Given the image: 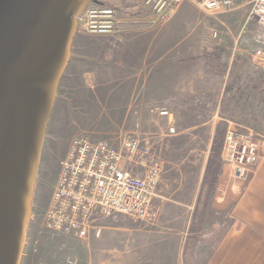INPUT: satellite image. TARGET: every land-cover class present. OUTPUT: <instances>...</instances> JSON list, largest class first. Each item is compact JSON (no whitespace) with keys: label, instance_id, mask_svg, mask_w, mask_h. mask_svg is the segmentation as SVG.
<instances>
[{"label":"rangeland","instance_id":"obj_1","mask_svg":"<svg viewBox=\"0 0 264 264\" xmlns=\"http://www.w3.org/2000/svg\"><path fill=\"white\" fill-rule=\"evenodd\" d=\"M99 1L117 9V30L73 38L44 135L19 264H130L135 251L126 248L125 238L151 227L122 215L106 218L99 224L112 239L100 244L93 236L79 240L42 227L59 164L75 137L106 140L115 148L126 135L142 140L161 165L156 224L175 213L183 222L191 216L216 127L222 141L228 125L251 131L262 153L264 58L254 55L258 49L264 52V27L247 19L250 0H234L230 9L212 12L182 2L165 19L135 0ZM157 24L166 27L159 46ZM171 126L174 135L168 134ZM218 164L217 175L235 176L221 156ZM132 171L143 168L132 166ZM251 171L234 179L245 184ZM214 185L204 213L208 229L213 220L221 221L220 235L228 216L210 211L216 179ZM216 240L199 249L190 240L184 263L203 264Z\"/></svg>","mask_w":264,"mask_h":264},{"label":"built area","instance_id":"obj_2","mask_svg":"<svg viewBox=\"0 0 264 264\" xmlns=\"http://www.w3.org/2000/svg\"><path fill=\"white\" fill-rule=\"evenodd\" d=\"M145 9L165 19L182 2H193L204 11L230 9L234 0H135ZM248 20L264 27V0H250ZM118 11L99 0H90L76 19V33L106 36L117 30ZM263 59L264 52L255 51ZM160 115H167L161 111ZM173 126L168 134L174 135ZM135 135L121 139L119 148L106 140L75 137L59 164L55 186L42 216V227L74 239L99 237L100 221L116 215L128 217L145 226H153L159 218L156 189L161 165L143 148ZM221 160L242 179L256 167L261 158L260 145L253 133L229 126L224 132L220 149ZM132 166L143 168L142 174Z\"/></svg>","mask_w":264,"mask_h":264},{"label":"water","instance_id":"obj_3","mask_svg":"<svg viewBox=\"0 0 264 264\" xmlns=\"http://www.w3.org/2000/svg\"><path fill=\"white\" fill-rule=\"evenodd\" d=\"M90 0H0V264H19L44 135Z\"/></svg>","mask_w":264,"mask_h":264},{"label":"crops","instance_id":"obj_4","mask_svg":"<svg viewBox=\"0 0 264 264\" xmlns=\"http://www.w3.org/2000/svg\"><path fill=\"white\" fill-rule=\"evenodd\" d=\"M156 29L155 37L159 46V41L163 44L166 37V27L157 24ZM164 53L162 50V60ZM234 178L224 171L216 177V196L209 208L212 213L226 212L228 216V226L220 235H217V228L221 226V221L213 220L208 229V215L205 213L202 228L195 233L189 231L199 188L192 214L184 222L175 213L172 217H161L159 224L138 230L125 238L126 248L135 251L130 264H185L184 248L190 240L199 249L215 237L217 240L203 264H264V145L260 161L252 169L246 183H239ZM93 238L100 244L108 242L112 236L108 231H102L99 237Z\"/></svg>","mask_w":264,"mask_h":264},{"label":"trees","instance_id":"obj_5","mask_svg":"<svg viewBox=\"0 0 264 264\" xmlns=\"http://www.w3.org/2000/svg\"><path fill=\"white\" fill-rule=\"evenodd\" d=\"M222 130L220 127H216L214 137L210 147V154L204 169L202 183L200 186V192L197 200V204L193 213L192 221L189 231L195 233L199 231L200 225L204 217V212L207 208V201L213 195L215 191V179L219 170L220 161V149L222 145ZM209 195V196H208ZM209 197V198H208ZM189 242L184 248V252L188 251Z\"/></svg>","mask_w":264,"mask_h":264},{"label":"flooded vegetation","instance_id":"obj_6","mask_svg":"<svg viewBox=\"0 0 264 264\" xmlns=\"http://www.w3.org/2000/svg\"><path fill=\"white\" fill-rule=\"evenodd\" d=\"M33 201V200H32Z\"/></svg>","mask_w":264,"mask_h":264}]
</instances>
